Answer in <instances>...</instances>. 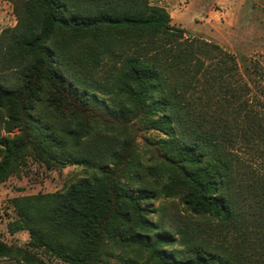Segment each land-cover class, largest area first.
I'll use <instances>...</instances> for the list:
<instances>
[{
  "label": "trees",
  "instance_id": "16d2710c",
  "mask_svg": "<svg viewBox=\"0 0 264 264\" xmlns=\"http://www.w3.org/2000/svg\"><path fill=\"white\" fill-rule=\"evenodd\" d=\"M6 1L17 24L0 34V186L27 158L92 170L14 199L9 231L63 264L117 251L144 264H264V177L237 149L263 153L264 114L233 107V56L185 38L149 0ZM159 198L216 223L222 242L153 221ZM0 258L45 264L2 240Z\"/></svg>",
  "mask_w": 264,
  "mask_h": 264
},
{
  "label": "rangeland",
  "instance_id": "374dc122",
  "mask_svg": "<svg viewBox=\"0 0 264 264\" xmlns=\"http://www.w3.org/2000/svg\"><path fill=\"white\" fill-rule=\"evenodd\" d=\"M149 3L165 8L171 24L185 30V38L216 45L232 55L233 61L230 60L227 66L233 65L235 68L231 72L226 70L224 78L229 80L234 89V97L228 94L233 107L238 110L241 108V115L246 109L248 112L264 114V0H149ZM16 24L13 5L0 0V34ZM214 68L215 64L212 63L208 72H213ZM260 146L262 154L254 153L244 145H238L237 149L241 157L264 177V142ZM89 174H92V170H85L79 165L50 170L27 158L20 172L0 186V240L8 246L28 250L45 264H63L47 251L30 246L27 231H9V223L17 219L13 200L55 193ZM154 208L155 212L150 218L160 222L165 229L177 231L184 228L197 232L198 237L208 243L222 242L220 237L223 229L214 222L191 215L179 199L159 198L154 202ZM262 244L263 249L260 251L264 253V242ZM116 254L120 256L109 258L106 264H126L124 259L135 260L139 264L145 262L142 256L134 252L117 251ZM0 264L25 263L18 259L0 258Z\"/></svg>",
  "mask_w": 264,
  "mask_h": 264
}]
</instances>
